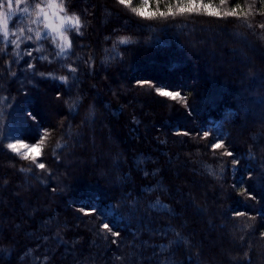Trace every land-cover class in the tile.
Masks as SVG:
<instances>
[{"label":"trees","instance_id":"16d2710c","mask_svg":"<svg viewBox=\"0 0 264 264\" xmlns=\"http://www.w3.org/2000/svg\"><path fill=\"white\" fill-rule=\"evenodd\" d=\"M63 2L81 20L67 56L0 40V130L31 90L39 130L22 139L44 140L45 163L0 141V264H264V3L148 20Z\"/></svg>","mask_w":264,"mask_h":264},{"label":"snow or ice","instance_id":"6c2138e0","mask_svg":"<svg viewBox=\"0 0 264 264\" xmlns=\"http://www.w3.org/2000/svg\"><path fill=\"white\" fill-rule=\"evenodd\" d=\"M229 0H219L222 7ZM264 3V0H261ZM118 3L125 8H130L131 12L144 19H154L159 17H171L177 14H190L203 12L209 17H220L221 11L219 7L214 6L211 2L205 3V0H176L175 11L173 4L168 3L167 11L159 9L153 11L150 0H142L139 7L133 6V0H118ZM157 4L162 3V0H156ZM242 11L239 5L231 7L230 11H224V17H235L238 12ZM20 15V19L10 27V20L13 16ZM31 25H38L34 29ZM81 27L80 17L72 14L69 15L65 8L63 0H0V40L5 44H12L19 48L21 38L23 40H33L34 42L47 40L49 43L55 44L59 48V52L55 53L57 57H65L72 48V42L69 40L68 33L73 29L77 31ZM264 27V25H262ZM43 29V31H41ZM29 33L30 35H25ZM16 39L9 40V37ZM59 41V43L57 42ZM129 41L121 39L119 43L125 44ZM3 49H0L2 51ZM36 51H44L42 46L37 47ZM19 55V53H16ZM25 55L31 56V51H25ZM41 59H48L47 56H42ZM51 62V61H50ZM31 67V64H29ZM70 72H75L76 69L68 66ZM60 79H66L60 77ZM158 95L167 97L172 101L182 100L181 93L176 91H165L157 89ZM47 135V134H46ZM44 140L41 139L37 144L25 143H9L7 145L13 153L20 155L24 160L31 161L37 168L44 170L45 163L39 159ZM214 149L224 147L222 143H214L211 145ZM225 155L231 156V152H225ZM238 163V161H235ZM23 170V169H22ZM104 229H109V224L103 225ZM119 235V233H113ZM179 236V233H177ZM46 264V261H45Z\"/></svg>","mask_w":264,"mask_h":264},{"label":"rangeland","instance_id":"374dc122","mask_svg":"<svg viewBox=\"0 0 264 264\" xmlns=\"http://www.w3.org/2000/svg\"><path fill=\"white\" fill-rule=\"evenodd\" d=\"M68 36H69V40L71 41L69 33H68ZM57 42L59 43V41ZM58 51H59V48H58ZM69 52H71V50ZM27 90L23 91V96H24L22 97L23 100L22 101L20 100L19 101L20 103H18V105H11L12 112H10L9 114L7 113L3 119V123L1 125L2 127L0 130V136L2 138L0 139V141L5 143L6 145H8L9 143L32 144V143H29L23 140L22 136L28 133H37L39 130V127L37 126V122L33 118H30L29 116H27L25 112L27 104L33 101V98H31L32 95H28ZM30 91L31 90H29V92ZM165 91H168V90H165ZM209 127L210 129L211 128L218 129V126L216 123H213ZM154 205L156 207L164 206L163 204L158 203V202L154 203Z\"/></svg>","mask_w":264,"mask_h":264}]
</instances>
